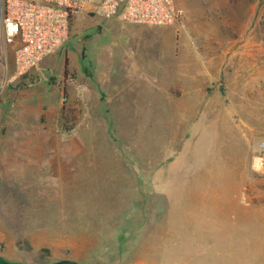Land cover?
Segmentation results:
<instances>
[{
  "label": "rangeland",
  "instance_id": "1",
  "mask_svg": "<svg viewBox=\"0 0 264 264\" xmlns=\"http://www.w3.org/2000/svg\"><path fill=\"white\" fill-rule=\"evenodd\" d=\"M172 2L180 19L173 25H155V38L167 44L169 35L185 39L194 32L199 41L206 35L227 40L235 32L241 35L242 47L236 48L240 56L232 59L214 56L217 65L224 61L216 75L219 84L205 77L188 84L183 103L192 104L191 111L181 114L158 106V118L151 125L156 133L149 131L147 141L136 139L139 134L117 128L118 133L113 131L117 139L111 136V149L80 148L83 125L71 98L66 105L62 146L56 144L57 132L49 139L50 148L29 146L31 141L41 139L44 130L45 90L50 87L47 92L61 93L64 80L76 76L77 60L85 59L88 65L96 61L92 51L95 47L104 60L108 50H113L112 36L105 31L102 18L81 12L71 20L64 44L42 59L38 69L31 68L21 76L14 77L17 43L0 46V158L17 155L19 163L23 157L34 158L27 171L31 174L17 183V250L9 251L10 261L3 264L57 263L63 248L66 255L76 258L75 263L65 264H135L138 260L144 264H264V212H243L238 207L264 204V194L254 201L248 189L249 179L264 172L253 162L258 143L264 142V0ZM42 61L52 64L50 72L41 67ZM120 74L113 69L110 76ZM129 80L132 87L126 95L131 98L141 82L149 85L143 84L140 92L148 91L152 100L153 96L157 98L156 92L161 94V87L151 75L131 76ZM214 91L220 96L209 99V116L208 110L197 115L194 110L200 93ZM136 104L131 110L141 114ZM169 116H174L172 121ZM192 117L194 140H189L188 146L176 147L184 134L171 132L185 126L175 127L172 123L186 119L190 125ZM190 134L187 129V136ZM170 139L174 141L168 143ZM98 151L132 162L129 173L133 168L137 172L134 162L139 158L145 180H126V172L124 175L118 171L102 182L77 178L76 161ZM154 170L156 180H146L155 178ZM241 174L246 175L243 181ZM97 187L98 194L92 198L94 206L89 207L90 197L79 194L96 193ZM75 200L81 203L77 205ZM31 203L32 225L25 220ZM31 226L33 238L25 236ZM61 234L76 243L59 244V239L64 240Z\"/></svg>",
  "mask_w": 264,
  "mask_h": 264
},
{
  "label": "crops",
  "instance_id": "2",
  "mask_svg": "<svg viewBox=\"0 0 264 264\" xmlns=\"http://www.w3.org/2000/svg\"><path fill=\"white\" fill-rule=\"evenodd\" d=\"M80 14L81 13L74 15L70 19V23L71 20ZM102 25L105 26V31L112 36L114 42L113 50H108L106 59L104 60L102 59V54L100 55L101 52L95 47L92 51H94L97 56L96 61H87L89 63L88 65L85 63V59L77 60L74 63L76 76L74 79H68L67 77V79L64 80L61 85V87H63L61 93L57 94L56 90L53 93L47 92L51 89L50 87L45 90V93H47L46 98L43 99L45 117L41 123V127L44 130L42 131L40 140L31 141V143L29 141L31 144H29V146L31 148H50L52 145L49 139L55 132L59 133L56 144L57 146H62V142L65 141L64 135L66 133V130L63 128L66 126V105L69 104L68 102H70L71 98L73 99V109L77 113L79 112L76 117L81 119L79 122L83 125V128L79 131L81 132L80 135L82 139L79 142L81 144H78L80 148L106 151L111 149L113 139H117L113 135V131L115 130V132L118 133L119 129L117 128L122 129V131L124 130L126 133L139 134L141 136L135 137L136 139L147 141L148 137L146 135L152 132L153 129H151V125H154V119L158 118L156 114L158 113V106L182 112L181 114L184 112L186 113L188 110L191 111L192 104L187 105V103H183L188 94V84L191 85L193 81L199 77H205L208 81L211 80L219 84V80H216V75L222 70L224 61L222 60V64L217 65L213 62L215 60L214 56H228L232 59L236 56H240L236 48L241 49L242 47L240 40L241 35L235 34V32H233L234 34L229 36L227 40L214 39L212 35H206L205 39L199 41L196 40L198 36H194V32H190L189 36L185 39H179L178 37L174 38L173 35H169L167 40L168 43L166 44L164 39L161 41V38H155L157 29L155 26L127 23L122 20L119 14L109 19H103ZM91 53V56H93V52ZM101 64L104 66L102 67ZM40 65L43 69H48V72H50V69L53 67L52 64L46 61H42ZM34 68L38 69V65ZM113 69L119 70L121 72L120 76L112 78L110 75ZM150 75L156 79L155 84L158 85L159 88L161 87V94L160 92H156L157 98L153 96L154 98L152 100V96L148 91L140 92L143 84L146 86L149 85L143 82L140 84L137 83V88H135V94L140 92L138 96L135 97L134 94L131 98L129 94L128 96L126 95L131 92L132 87L129 77L149 78ZM133 85H135V83H133ZM147 88L148 87H146V89ZM197 90L199 91L200 89ZM105 92L110 93V95L108 96ZM211 96L217 98L220 94L216 91L200 93L195 110L193 107L197 115H200V112L202 114V111L205 112V110H208L206 116H209L211 111L209 99H211ZM62 102L65 103L61 104ZM132 102L133 104H131ZM135 103H137L136 105L138 106L139 112L141 111V114L135 115V110H131V106ZM176 116L178 117V115ZM171 117L174 116H169L168 119L170 121H172ZM192 118L190 119V125L186 119L185 121L180 122L177 120V122L175 121L172 123L175 127L185 126L182 130L178 128L179 130L176 129V131L171 132L173 134L174 132L178 133L181 131L184 134L177 140L178 144L176 147L180 146L182 148L188 146L189 140H194L192 128L194 118ZM183 123L185 124L182 125ZM187 129L191 133L188 136ZM74 132L77 134L76 129H74ZM158 132L160 131H157V133ZM162 132L164 133L165 130ZM153 133H156L155 130H153L152 134ZM172 134L170 138H172ZM171 141L173 142L174 139H170L168 143H171ZM75 143L77 144L78 141ZM14 145L16 146V144ZM29 146L28 148H30ZM33 159L32 157L26 156L21 158L22 161L19 163L17 155L0 158L1 264L10 261L8 257L9 251L12 249L17 250L16 245L19 238L18 216L15 208L18 194L17 183L19 180H23L24 176L26 177L28 174H31L27 171L29 166L31 167V164L34 163ZM135 161L134 165L137 166V172H135L133 168V173H129L131 172L129 166L132 162L126 161L123 156H103L102 152L98 151L97 154L95 153L87 158H81L79 161L77 160L74 173L77 178L81 177V179H89L96 182L108 180L109 178L107 175L114 171H118L122 174L126 172V175L124 174V179L126 180H145V178L141 177V175L144 174V172H142L144 169H142L140 165L142 161L139 158ZM19 165L22 166L20 170ZM156 174L157 172L154 173L155 178H146V180H156ZM240 177V180L243 181L246 175L241 174ZM252 177H255V179ZM252 177L249 179L251 183L248 189L250 199L255 201L260 195L264 194V187H261L264 186V172L255 173ZM239 187V192L241 194L242 185H239ZM78 191L81 190H76L75 192ZM85 191L88 193L86 189ZM97 191L98 187L96 193L92 191L89 192L88 195L83 193L79 195H81L80 197H90L91 205L89 207H91L94 206L93 199L97 196ZM77 202V205H79V202L81 203L80 200ZM82 202L84 201L82 200ZM32 206L33 204L31 203V205L26 208L25 216V220L28 221L29 219L31 225L33 222ZM238 207L243 209V212H264V204H243ZM33 235V228L31 226V230L25 234V236L33 238ZM60 237L64 240L59 239L58 242L63 246L76 243L74 239L67 240L62 234ZM64 250L66 249L63 248V252L59 251L57 262L75 263L76 258L72 255H66ZM142 262L143 261L138 260L135 264H144Z\"/></svg>",
  "mask_w": 264,
  "mask_h": 264
},
{
  "label": "built area",
  "instance_id": "3",
  "mask_svg": "<svg viewBox=\"0 0 264 264\" xmlns=\"http://www.w3.org/2000/svg\"><path fill=\"white\" fill-rule=\"evenodd\" d=\"M84 11L102 19L119 14L137 25L168 26L180 19L172 0H0V46L17 43L14 77L63 45L70 19ZM253 159L264 170V142L258 143Z\"/></svg>",
  "mask_w": 264,
  "mask_h": 264
},
{
  "label": "trees",
  "instance_id": "4",
  "mask_svg": "<svg viewBox=\"0 0 264 264\" xmlns=\"http://www.w3.org/2000/svg\"><path fill=\"white\" fill-rule=\"evenodd\" d=\"M62 263H65V262H57V263H53V264H62Z\"/></svg>",
  "mask_w": 264,
  "mask_h": 264
}]
</instances>
